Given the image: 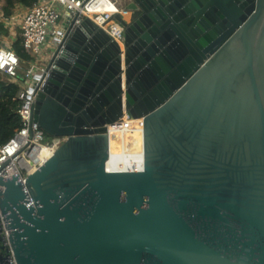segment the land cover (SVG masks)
<instances>
[{
  "label": "water",
  "instance_id": "water-1",
  "mask_svg": "<svg viewBox=\"0 0 264 264\" xmlns=\"http://www.w3.org/2000/svg\"><path fill=\"white\" fill-rule=\"evenodd\" d=\"M122 48L84 18L51 42L33 120L63 141L0 176L16 264H264V0H127ZM143 117V168L106 125ZM0 264H13L0 225Z\"/></svg>",
  "mask_w": 264,
  "mask_h": 264
},
{
  "label": "built area",
  "instance_id": "built-area-1",
  "mask_svg": "<svg viewBox=\"0 0 264 264\" xmlns=\"http://www.w3.org/2000/svg\"><path fill=\"white\" fill-rule=\"evenodd\" d=\"M64 12H70V18H74V22L81 21L83 17L90 19L95 28H101L108 35L110 42L118 44L121 48L123 46V28L114 15L118 14L123 19H128L125 15L129 12L119 7L113 0H36L31 6L26 7L15 23L21 46L29 55L28 66L23 69L21 77L17 74L20 67L19 57L13 50L12 43L5 41L3 35H0V81L14 82L18 85L16 113L19 118V127L0 145V176L7 178L18 173L22 184L27 175L48 159L63 141L61 137L45 133L33 120L35 100L41 85L31 88L30 83L34 75L45 72L47 59L44 60V49L49 38L52 37V42L58 33L60 29L58 23ZM9 21L10 18L3 17L0 4V23L4 28H9ZM43 61V65L40 66ZM142 125L143 117L132 118L123 109L117 121L106 125L108 142L110 130L116 129L126 133L137 126L142 129ZM142 164V161L137 162L130 169L138 171ZM0 225L12 263L16 264L1 212Z\"/></svg>",
  "mask_w": 264,
  "mask_h": 264
},
{
  "label": "trees",
  "instance_id": "trees-1",
  "mask_svg": "<svg viewBox=\"0 0 264 264\" xmlns=\"http://www.w3.org/2000/svg\"><path fill=\"white\" fill-rule=\"evenodd\" d=\"M36 0H0L2 15L9 18L17 4L29 7ZM0 33L7 35V29L0 23ZM12 48L19 57V68L17 74L22 76L21 70L28 66L29 55L23 50L20 38L17 37L12 43ZM18 85L14 82L0 81V145L6 142L13 134L14 130L19 127V118L16 113L18 100L16 92Z\"/></svg>",
  "mask_w": 264,
  "mask_h": 264
},
{
  "label": "bare ground",
  "instance_id": "bare-ground-1",
  "mask_svg": "<svg viewBox=\"0 0 264 264\" xmlns=\"http://www.w3.org/2000/svg\"><path fill=\"white\" fill-rule=\"evenodd\" d=\"M142 131L143 125L142 129L137 126L126 133L116 129L110 130L108 159L105 163L107 171H137L130 168L134 167L137 162H143Z\"/></svg>",
  "mask_w": 264,
  "mask_h": 264
},
{
  "label": "crops",
  "instance_id": "crops-1",
  "mask_svg": "<svg viewBox=\"0 0 264 264\" xmlns=\"http://www.w3.org/2000/svg\"><path fill=\"white\" fill-rule=\"evenodd\" d=\"M119 7L125 8V3L127 0H113ZM25 6H22L21 4H17L14 8L13 14L9 17L11 19V21H9V28L7 29L8 34L4 35L2 33H0V35H3V39L5 41H7L8 43H13L15 41V39L18 37V27L15 24L17 22L18 17L20 16V14L25 10ZM65 15V12L62 15V19L59 21L58 23V29L61 27V25L64 22V18L63 16ZM129 16V14H128ZM85 17H83L82 19H84ZM91 29H95V25H91ZM51 40L52 37L49 38L48 43L46 45V48L44 49V60L45 58L48 59L51 51H52V47H51ZM44 63V61L42 62V64H40V66H42ZM23 71V70H21Z\"/></svg>",
  "mask_w": 264,
  "mask_h": 264
},
{
  "label": "rangeland",
  "instance_id": "rangeland-1",
  "mask_svg": "<svg viewBox=\"0 0 264 264\" xmlns=\"http://www.w3.org/2000/svg\"><path fill=\"white\" fill-rule=\"evenodd\" d=\"M125 17L128 18V15H125ZM21 73H22V71H21Z\"/></svg>",
  "mask_w": 264,
  "mask_h": 264
},
{
  "label": "flooded vegetation",
  "instance_id": "flooded-vegetation-1",
  "mask_svg": "<svg viewBox=\"0 0 264 264\" xmlns=\"http://www.w3.org/2000/svg\"><path fill=\"white\" fill-rule=\"evenodd\" d=\"M129 16H130V14H129Z\"/></svg>",
  "mask_w": 264,
  "mask_h": 264
}]
</instances>
